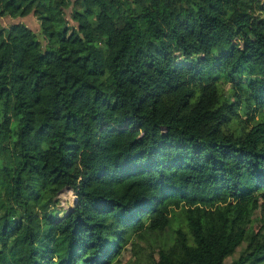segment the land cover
<instances>
[{
  "label": "trees",
  "instance_id": "16d2710c",
  "mask_svg": "<svg viewBox=\"0 0 264 264\" xmlns=\"http://www.w3.org/2000/svg\"><path fill=\"white\" fill-rule=\"evenodd\" d=\"M28 14L45 47L0 25V264H264V0H0Z\"/></svg>",
  "mask_w": 264,
  "mask_h": 264
},
{
  "label": "rangeland",
  "instance_id": "374dc122",
  "mask_svg": "<svg viewBox=\"0 0 264 264\" xmlns=\"http://www.w3.org/2000/svg\"><path fill=\"white\" fill-rule=\"evenodd\" d=\"M68 16V13H67ZM11 24H24L34 31L39 38L43 47L46 46L47 39L39 33V24L33 14H28L23 17L10 18L8 16L0 17L1 26H10ZM59 206L68 208L75 203V196L71 190L60 191L57 195ZM259 210L263 213L264 208L260 207ZM255 225H259L256 221ZM256 226V227H257ZM142 243L137 240H132L123 250V252L116 258L112 264H147L148 262L155 261L158 258L157 251L142 250Z\"/></svg>",
  "mask_w": 264,
  "mask_h": 264
},
{
  "label": "water",
  "instance_id": "95a60500",
  "mask_svg": "<svg viewBox=\"0 0 264 264\" xmlns=\"http://www.w3.org/2000/svg\"><path fill=\"white\" fill-rule=\"evenodd\" d=\"M69 188H64L63 190H61L62 192L64 191V190H68ZM75 200H76V198H75Z\"/></svg>",
  "mask_w": 264,
  "mask_h": 264
}]
</instances>
